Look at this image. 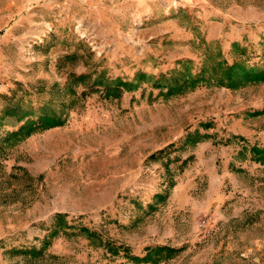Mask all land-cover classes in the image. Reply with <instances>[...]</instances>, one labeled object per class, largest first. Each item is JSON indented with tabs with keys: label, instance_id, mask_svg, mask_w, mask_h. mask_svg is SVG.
I'll return each instance as SVG.
<instances>
[{
	"label": "rangeland",
	"instance_id": "374dc122",
	"mask_svg": "<svg viewBox=\"0 0 264 264\" xmlns=\"http://www.w3.org/2000/svg\"><path fill=\"white\" fill-rule=\"evenodd\" d=\"M219 65L264 67V0H0V116L63 119L17 140L1 122L0 264H139L100 241L179 250L159 264H264V166L248 152L264 149V83L227 89ZM201 69L182 94L154 88ZM110 80L131 88L106 99ZM195 132L209 137L185 145ZM57 214L72 228L50 235ZM43 240L41 260L10 253Z\"/></svg>",
	"mask_w": 264,
	"mask_h": 264
},
{
	"label": "trees",
	"instance_id": "16d2710c",
	"mask_svg": "<svg viewBox=\"0 0 264 264\" xmlns=\"http://www.w3.org/2000/svg\"><path fill=\"white\" fill-rule=\"evenodd\" d=\"M190 64V62H186ZM218 70H224L226 78L218 82L220 86H223L230 90H238L250 85H257L264 83V67L261 68H243L240 66L232 65L223 69L222 66H218ZM205 71L202 69L199 70L198 73L190 74L187 71H179L173 73L171 76L168 77H161L158 81L154 83V88H157L162 92L164 96H172L182 94L185 90L189 88H194L198 84L205 81L204 77ZM139 79H142V75H140ZM87 79L86 75L80 76H70V82L76 84L81 83L83 84L84 81ZM163 79V80H162ZM70 83V84H71ZM72 83V84H73ZM97 86L101 88L100 92L102 96L106 99L109 98H118L121 95L122 89H129L131 88L129 83L122 82L121 80H110L104 83H98ZM137 86V85H134ZM68 86L66 90H68ZM92 89V90H91ZM95 88H90V92H94ZM164 91V92H163ZM83 94V93H82ZM66 96H64L63 100ZM40 115L43 119H36L33 117V113L29 111H23L18 106H10L6 105L2 111V115L0 116V129L2 127V121L5 117H14L19 125L16 130L9 132L4 138L6 140L9 139H20L22 137H28L36 132L43 131L48 127H56L63 125V119H56L54 118V113L50 109L49 106L43 105L39 108ZM53 120H50V119ZM203 129L210 128V124H201ZM208 135H200L199 132H195L193 134H188L184 139V144L194 146L195 144L201 142V140L208 138ZM236 139V137H233ZM163 150L158 151V153L152 154L149 157L154 158L155 156H159L163 154ZM246 152V149L240 151L239 154L243 155ZM250 154V160L254 161L255 163H259L260 165L264 166V149L253 145L248 150ZM156 202H163L166 199V195L157 194L154 196ZM149 210H154V207L150 205ZM60 228L63 229H71L72 225L65 221V215L57 214L55 215V224L50 230V235H56ZM80 234L86 235L87 238H97L100 239L97 233L90 231L85 227L80 228ZM101 246L106 249L107 252L111 256L119 255L120 251H123V254L132 260L133 262L139 264H159L162 261H168L173 258V256L179 251L174 248L166 247V246H159L147 249L145 251V255L142 257H130L127 253L128 250L126 247L117 246L109 241H100ZM42 247L40 248H29V249H11L10 253L17 255V256H24L26 259L29 260H41L44 258V250L48 245L47 241H41Z\"/></svg>",
	"mask_w": 264,
	"mask_h": 264
},
{
	"label": "built area",
	"instance_id": "2783aa9c",
	"mask_svg": "<svg viewBox=\"0 0 264 264\" xmlns=\"http://www.w3.org/2000/svg\"><path fill=\"white\" fill-rule=\"evenodd\" d=\"M206 224V221H203L201 226H206Z\"/></svg>",
	"mask_w": 264,
	"mask_h": 264
},
{
	"label": "crops",
	"instance_id": "0c3cea01",
	"mask_svg": "<svg viewBox=\"0 0 264 264\" xmlns=\"http://www.w3.org/2000/svg\"><path fill=\"white\" fill-rule=\"evenodd\" d=\"M244 255H242V257H243Z\"/></svg>",
	"mask_w": 264,
	"mask_h": 264
}]
</instances>
